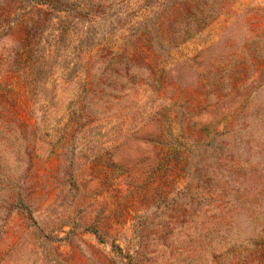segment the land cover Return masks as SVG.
Masks as SVG:
<instances>
[{"label": "rangeland", "instance_id": "1", "mask_svg": "<svg viewBox=\"0 0 264 264\" xmlns=\"http://www.w3.org/2000/svg\"><path fill=\"white\" fill-rule=\"evenodd\" d=\"M0 264H264V0H0Z\"/></svg>", "mask_w": 264, "mask_h": 264}]
</instances>
